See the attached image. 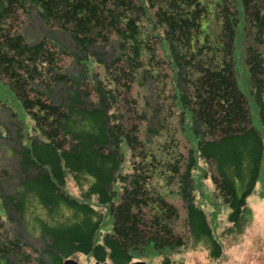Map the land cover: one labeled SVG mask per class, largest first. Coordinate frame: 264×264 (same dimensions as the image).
<instances>
[{"label":"trees","instance_id":"1","mask_svg":"<svg viewBox=\"0 0 264 264\" xmlns=\"http://www.w3.org/2000/svg\"><path fill=\"white\" fill-rule=\"evenodd\" d=\"M0 138V264L220 258L196 174L242 231L264 191V0H0Z\"/></svg>","mask_w":264,"mask_h":264},{"label":"rangeland","instance_id":"2","mask_svg":"<svg viewBox=\"0 0 264 264\" xmlns=\"http://www.w3.org/2000/svg\"><path fill=\"white\" fill-rule=\"evenodd\" d=\"M45 33H47V29L36 17L29 19L23 29L24 36L30 41L40 40L44 37ZM56 36L62 44L69 48L74 47L73 41L68 36L59 33ZM71 71L77 72L75 66L71 68L70 75L72 74ZM151 85L153 88L154 85ZM135 91L136 97L140 99V103L144 99H147V97H150L149 89L139 93L138 87H136ZM155 99H151L153 106L155 105ZM3 124L10 126V133L14 137L15 128H13L14 125L13 127L11 126L13 123L9 115L3 117ZM5 142H8V140L0 138L2 164L6 169L17 173L18 169L15 167L13 161H11V156L8 157L5 153ZM201 166L206 168L203 163ZM15 173L13 174L14 176H16ZM196 177L198 180L195 192L197 204L206 212L214 235L223 247V254L220 258L214 259L209 250L205 249L204 246L194 245L184 249L180 253H172L170 255L172 259L181 264H264V191L262 183H258L255 193L248 199L250 216L242 231L237 230V232L233 228L229 229L231 227L228 221L230 209L216 198L215 188L211 180L204 179L200 172L196 174ZM16 181L17 179L14 178L10 184H14ZM67 190L72 196L76 198L80 197V191L70 179H68ZM173 201L181 208L182 203L178 198H175ZM73 259L78 264H96L94 259L83 255H77ZM142 262L162 264L161 257L155 258V260L154 258L153 260H142Z\"/></svg>","mask_w":264,"mask_h":264},{"label":"water","instance_id":"3","mask_svg":"<svg viewBox=\"0 0 264 264\" xmlns=\"http://www.w3.org/2000/svg\"><path fill=\"white\" fill-rule=\"evenodd\" d=\"M65 264H78V262H76L74 259H70ZM96 264H108V263H96ZM132 264H148V263L142 262V261H138V262H134Z\"/></svg>","mask_w":264,"mask_h":264}]
</instances>
